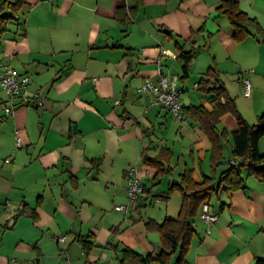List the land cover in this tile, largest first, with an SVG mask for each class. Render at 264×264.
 I'll return each instance as SVG.
<instances>
[{
	"label": "crops",
	"instance_id": "1",
	"mask_svg": "<svg viewBox=\"0 0 264 264\" xmlns=\"http://www.w3.org/2000/svg\"><path fill=\"white\" fill-rule=\"evenodd\" d=\"M23 1L24 33L6 39L1 51L30 76V102L7 115L0 98V264H120L114 245L160 251L161 238L145 220L178 215L182 196L170 187L186 170L196 181L213 171L204 128L185 114L199 104L211 110V94L194 84L214 67L241 114L255 122L264 109V41H236L218 11L222 0ZM119 2L127 24L118 20ZM237 2L264 26V0ZM179 47L194 49L189 75L178 81L183 121L139 90L145 78H159V65L181 75ZM243 77L251 80L250 97L242 93ZM218 127L233 131L234 116H220ZM258 147L264 153V136ZM143 152L162 158L159 172L143 162ZM221 156L216 176L233 159L229 136ZM132 167L143 192L128 204ZM242 176V188L211 196L217 218L210 232L199 209L185 264H264V182L245 169ZM175 190L180 198L172 201ZM147 198L165 202L161 216L144 218L140 205L134 208ZM120 204L127 211L115 209ZM25 205L35 218L18 215ZM61 235L65 242L55 239ZM81 239L92 243L87 255Z\"/></svg>",
	"mask_w": 264,
	"mask_h": 264
},
{
	"label": "trees",
	"instance_id": "2",
	"mask_svg": "<svg viewBox=\"0 0 264 264\" xmlns=\"http://www.w3.org/2000/svg\"><path fill=\"white\" fill-rule=\"evenodd\" d=\"M140 0H138V4ZM24 5L23 0H0V45L7 31V26L12 20H17L15 13L4 14L6 8H12L18 12ZM220 14L227 17L234 29L233 37L241 41L247 36H254L264 41V26L256 18L248 15L238 5L237 0H222L218 7ZM118 20L123 24L129 22L125 3L119 2L116 5ZM178 57L182 60V73L179 80L189 75V64L193 58L194 49L184 50L179 47ZM198 88L205 93L211 94L209 102L211 110L206 109L202 104L189 107L185 113L187 118L200 121L204 132L211 143V159L213 171L204 175L200 181H196L191 170H186L179 183L173 184L182 196L178 215L174 218L166 217L161 222L152 218L145 220L148 229L157 230L161 238V249L158 252L140 253L128 246L119 247L114 245L115 252H120L118 262L120 264H185L186 253L194 233L192 221L197 215L202 203L209 202L213 194L220 191L233 192L243 187L244 178L242 170L264 182V153L260 152L258 144L264 136V109L257 116L253 123L248 122L239 111L235 98L232 97L224 82L221 80L219 71L210 67L198 82ZM225 113H231L236 120V128L228 132L225 128L218 127L219 118ZM229 136L232 143V161L228 167L218 176L215 169L224 164L221 156L223 140ZM143 162L149 166L159 169L164 164L160 156L151 157L142 153ZM26 214L35 218V211L27 205L18 213ZM16 215L14 216V218ZM6 227V226H5ZM115 227L113 228V231ZM82 249L87 255L92 247L90 241L81 239ZM109 246V245H108ZM36 247V245H33ZM112 248V247H111ZM177 254L174 262H171L173 254ZM260 259L258 260L259 264Z\"/></svg>",
	"mask_w": 264,
	"mask_h": 264
},
{
	"label": "built area",
	"instance_id": "3",
	"mask_svg": "<svg viewBox=\"0 0 264 264\" xmlns=\"http://www.w3.org/2000/svg\"><path fill=\"white\" fill-rule=\"evenodd\" d=\"M167 50L162 49V55H167ZM172 58H176L175 54L170 55ZM159 78L152 80L145 78L139 88L144 93H150L152 95V103L160 105L168 110V112L177 121H183L185 114L183 113L180 105V94L182 92L178 85V74L171 73L170 70H162L161 65L158 66ZM30 82V76L26 73L18 72L9 62L0 60V90L5 93L4 107L5 114H11L15 108L21 104H29L30 95L28 86ZM198 84L195 83L194 87ZM242 93L246 97H250L252 94V83L247 77L242 78L241 82ZM37 97V103H43L39 98V89L34 94ZM19 141V138H17ZM128 185L127 194L131 201H135L143 192V185L136 174V168L132 167L128 171ZM115 209L127 211V206L124 204L115 205ZM217 218V215L210 210L208 202H204L201 205L199 212V219L208 225V232H210V224H212ZM57 241L65 242L66 237L61 235L55 238ZM34 264V263H31Z\"/></svg>",
	"mask_w": 264,
	"mask_h": 264
},
{
	"label": "rangeland",
	"instance_id": "4",
	"mask_svg": "<svg viewBox=\"0 0 264 264\" xmlns=\"http://www.w3.org/2000/svg\"><path fill=\"white\" fill-rule=\"evenodd\" d=\"M3 13L4 14L15 13V15L17 16V20H12L8 24L7 31L4 34V37L2 39V44L0 46V59L8 62L9 59L7 60V59L1 58L2 57V55H1L2 52L1 51L3 50V47H4V44L3 43L8 38L11 41H12V39H19L21 37V35L24 33V19H25V13H26V11L24 10V5H23L22 8L20 10H18V12H15L12 8H6L3 11ZM192 92L197 93L196 91L191 90V93ZM0 98H5V94H4V92L2 90H0ZM181 98H184V97H181ZM149 185L150 186H154L153 185V181H151V183H149ZM163 185L164 184H162L161 187ZM157 186H159V185H157ZM165 188H168V185H165ZM178 198H180V193L177 190H175L174 191V194H173V200L172 201H175ZM147 201H148V203H147ZM130 202H134V201H131L130 199H128V204H130ZM211 202L213 204L216 203L215 196L212 197ZM128 204L126 203L127 206H128ZM139 205H140V209H141V215L145 218L146 216H161V214H163L162 213V210H164L163 205H165V202H161V201L150 202V199L147 198V200H145V199L138 200V201H136L133 204L134 208H136ZM136 214H137V211H134V209H133V215L136 216ZM194 220H196L195 217H194ZM151 233H155V235H157L158 238L160 236L159 232L156 231V230L151 231ZM77 247H78V245H77ZM75 251L76 250H74L73 253H72L73 256H74V258L77 257V254L75 253ZM175 258H176V253L172 255V260H175ZM62 259H64V257H62Z\"/></svg>",
	"mask_w": 264,
	"mask_h": 264
}]
</instances>
